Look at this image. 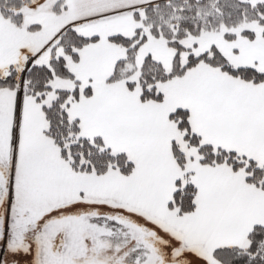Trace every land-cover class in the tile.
I'll list each match as a JSON object with an SVG mask.
<instances>
[{
    "label": "snow or ice",
    "instance_id": "obj_1",
    "mask_svg": "<svg viewBox=\"0 0 264 264\" xmlns=\"http://www.w3.org/2000/svg\"><path fill=\"white\" fill-rule=\"evenodd\" d=\"M0 264H264V0H0Z\"/></svg>",
    "mask_w": 264,
    "mask_h": 264
}]
</instances>
